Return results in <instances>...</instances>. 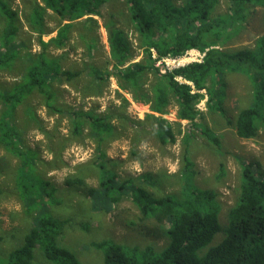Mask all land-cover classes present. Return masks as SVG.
Here are the masks:
<instances>
[{"label":"trees","instance_id":"trees-1","mask_svg":"<svg viewBox=\"0 0 264 264\" xmlns=\"http://www.w3.org/2000/svg\"><path fill=\"white\" fill-rule=\"evenodd\" d=\"M117 2L137 34V47L141 50L138 61L130 62L135 51L118 22V14L110 9L104 10L108 4L114 6ZM224 2L225 10L217 13L220 0H183L180 4L176 0H42V5L33 0L26 3L27 11L23 13L29 30L39 37V52H31L25 40L19 37L21 23L17 11L9 6L8 1L0 0V70L11 69L16 61L22 68L21 80L11 89L0 91L4 106L0 113V145L19 160L14 178L16 194L32 218V228L16 238L20 244L9 250H0V264H84L78 260L73 248L62 243L63 239L62 246L58 243L64 229L71 228L73 216L67 212L61 218L49 214L45 203L48 205L58 199L57 189L38 170L37 152L22 146L13 117L16 108L37 93L51 112L68 114L74 137L81 136L87 126L88 135L96 139L100 147L115 130L110 121L112 117L123 116L115 111L97 114L91 109H66L57 102L59 87L55 81L74 83L87 67L84 95L99 96L102 84L113 77L117 86L127 91L135 102L148 104L152 112L163 114L173 101L177 117L190 123L201 114L196 104L205 95L207 109L224 117L227 124L234 126L238 136L252 138L256 135L259 122L264 123V34L252 47L225 49L222 40L236 36L250 8H264V0ZM46 10L65 23L59 25L54 37L44 42L41 36L48 33L43 20ZM92 16L103 19L111 70L89 62L80 69L62 71L61 57L48 54L47 48H63L72 29L81 25L79 37L88 53L92 52L98 42L97 23ZM189 50L200 52L201 59L164 73L155 66L156 60L167 56L180 57ZM232 73L244 75L251 86L250 103L239 108L233 121L226 118L224 108L226 77ZM120 101L124 109L128 102L121 96ZM22 108L34 122L37 121L29 105L24 104ZM147 118L154 122L155 136L162 145L175 141L167 120L151 114ZM194 127L199 126L194 124ZM41 131L49 134L43 128ZM199 131L209 142L219 145L218 138L207 127L201 125ZM186 144L176 194L155 198L133 179H120L102 161L105 155L101 150L96 163L100 171L97 186L88 185L83 174L65 179L66 186L91 199L92 208H99L101 202L102 208L109 207L110 210L114 203L123 197L128 198L138 210L140 222L153 219L158 223L155 227L144 223L137 228L129 221L131 228L151 240L159 237L166 240L165 247L156 250L153 244L127 248L111 238L89 239L86 246L102 253L100 264H264V169L257 161L242 165L238 197L226 211L222 227L218 194L214 189L196 186L194 164ZM140 178L151 184L155 180L150 174ZM60 207L64 208L65 203ZM82 226L86 231L88 225ZM220 231L225 233L224 238L217 245L208 247ZM5 237L0 232V241Z\"/></svg>","mask_w":264,"mask_h":264},{"label":"rangeland","instance_id":"rangeland-1","mask_svg":"<svg viewBox=\"0 0 264 264\" xmlns=\"http://www.w3.org/2000/svg\"><path fill=\"white\" fill-rule=\"evenodd\" d=\"M5 1H8L9 6L18 13V20L21 23L19 37L25 40L31 52H39L40 46L37 41L39 37L29 30L23 19V13L27 11L26 3L33 2V0ZM35 2L42 5V0H35ZM181 2L183 0H176L177 4ZM106 9L118 14V22L135 51L130 62L138 61L141 58V50L137 47V34L124 17L120 5L118 2L114 6L108 4L104 10L107 11ZM224 10L225 2L220 0L215 12L219 13ZM44 17L48 33L43 34L41 39L46 42L55 36L59 25L65 22L59 21L50 10H46ZM92 18L97 23L95 34L98 41L92 52L88 53L79 37L82 32L81 25L72 29L69 40L63 48L57 49L53 46L47 48L48 54L61 57L60 69L62 71L80 69L89 62L111 70L110 49L103 19L97 16H92ZM241 25L242 28L236 36L222 40L225 49L254 45L255 40L264 34V8L259 6L250 8L246 21ZM201 57L202 54L197 50H189L180 57L167 56L156 60L155 66L161 73H164L177 66L199 61ZM83 71L84 74L74 83L54 82L59 87L56 94L57 102L66 109L76 108L84 111L91 109L97 114L112 111L122 113L124 119L112 117L110 120L115 130L112 135L104 139L100 147H98L97 140L88 135L87 126L84 127L81 136L74 137L71 134L72 126L68 114L64 112L60 115L51 112L37 93L32 94L23 104L19 105L13 117V123L22 138V146L37 152L38 170L44 179L49 180L57 189L58 199L48 205L45 203L49 214L55 218L65 216V212L73 216L71 228L64 229L58 243L60 244L63 239L62 243L73 248L78 260L84 264H100L103 257L102 253L86 246L89 239L99 241L111 238L127 248L153 244V247L158 250L165 245V238L159 237L151 240L138 233L137 229L131 228L129 221H132L137 228L144 223L154 227L158 223L153 219L140 222L139 212L128 198L123 197L114 203L110 210L107 209L109 207L102 208L101 202H99L100 209L97 206L92 208L89 197L86 198L77 189L65 185L64 181L68 176L76 177L78 174H83L88 185L97 186L100 171L96 163L100 159L98 152L100 150L105 155L102 161L120 179H133L135 183L156 198L176 194L179 191L180 170L184 163L183 149L187 142L188 155L194 164V182L200 189L211 188L217 192V199L222 209L219 221L223 227L226 221V211L238 197L242 165L257 161L264 169V123L259 122L254 137L242 138L236 134L232 124L226 123L224 117L207 109L205 95L196 104L201 114L195 118L193 123L177 117V107L173 101L163 114L155 113L150 110L148 104L135 102L127 91L117 86L113 77H109L102 84V93L99 96L84 95L82 90L88 81L87 67L83 68ZM21 73L22 68L17 61L11 69L0 70V91L9 90L17 84L21 80L19 77ZM226 80L225 116L233 121L239 108L250 103L251 86L244 75L237 73L229 74ZM120 96L128 102L124 109L120 105ZM24 104L34 110L37 117L36 122L24 113L22 108ZM2 108L4 106L0 101V113ZM149 114L161 117L171 124L175 135L174 142L162 145L158 141L155 136V124L147 118ZM194 124L199 127L195 128ZM201 125L207 127L218 138V146L209 142L205 135L200 133ZM41 128L49 134L42 133ZM18 164L19 160L0 145V189L2 190L0 194V232L6 236L3 241H0V250L17 247L20 243L16 238L32 228V218L26 212V206L20 196L16 194L14 178ZM144 174L154 177V185L140 178ZM63 203H65L64 208L60 207ZM85 223L88 225L86 231L82 226ZM224 235L225 233L220 231L208 247L220 243ZM205 250L207 248L203 252Z\"/></svg>","mask_w":264,"mask_h":264},{"label":"bare ground","instance_id":"bare-ground-1","mask_svg":"<svg viewBox=\"0 0 264 264\" xmlns=\"http://www.w3.org/2000/svg\"><path fill=\"white\" fill-rule=\"evenodd\" d=\"M47 6V5H46ZM78 15V14H77ZM38 16V15H37ZM44 20V19H43ZM64 25V24H63ZM63 31V30H62ZM160 31V30H159ZM67 32V31H66ZM148 90V89H147ZM125 107V106H124ZM148 119H150V118H148ZM111 128V127H110ZM27 155V154H26ZM241 159V158H240ZM114 177V176H113ZM158 177V176H157ZM148 184V183H147ZM153 184V183H152Z\"/></svg>","mask_w":264,"mask_h":264}]
</instances>
